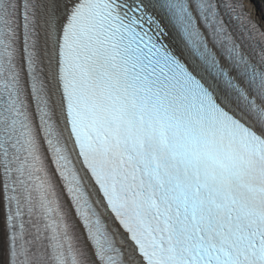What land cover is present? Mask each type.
<instances>
[{
  "label": "snow or ice",
  "instance_id": "snow-or-ice-1",
  "mask_svg": "<svg viewBox=\"0 0 264 264\" xmlns=\"http://www.w3.org/2000/svg\"><path fill=\"white\" fill-rule=\"evenodd\" d=\"M0 264H264L261 18L0 0Z\"/></svg>",
  "mask_w": 264,
  "mask_h": 264
},
{
  "label": "rangeland",
  "instance_id": "rangeland-1",
  "mask_svg": "<svg viewBox=\"0 0 264 264\" xmlns=\"http://www.w3.org/2000/svg\"><path fill=\"white\" fill-rule=\"evenodd\" d=\"M248 9L264 23V0H246Z\"/></svg>",
  "mask_w": 264,
  "mask_h": 264
},
{
  "label": "bare ground",
  "instance_id": "bare-ground-1",
  "mask_svg": "<svg viewBox=\"0 0 264 264\" xmlns=\"http://www.w3.org/2000/svg\"><path fill=\"white\" fill-rule=\"evenodd\" d=\"M247 11H248V12H250V13L252 12V10H251V9H249V10H247Z\"/></svg>",
  "mask_w": 264,
  "mask_h": 264
}]
</instances>
